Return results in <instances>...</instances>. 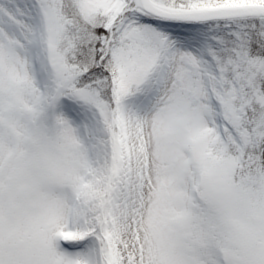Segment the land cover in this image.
Wrapping results in <instances>:
<instances>
[{
    "label": "snow or ice",
    "instance_id": "1",
    "mask_svg": "<svg viewBox=\"0 0 264 264\" xmlns=\"http://www.w3.org/2000/svg\"><path fill=\"white\" fill-rule=\"evenodd\" d=\"M0 264H264V0H0Z\"/></svg>",
    "mask_w": 264,
    "mask_h": 264
}]
</instances>
